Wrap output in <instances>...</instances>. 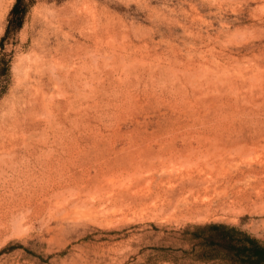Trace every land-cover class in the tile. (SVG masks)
<instances>
[{
	"label": "rangeland",
	"instance_id": "1",
	"mask_svg": "<svg viewBox=\"0 0 264 264\" xmlns=\"http://www.w3.org/2000/svg\"><path fill=\"white\" fill-rule=\"evenodd\" d=\"M16 1L0 264H234L213 223L264 245V0Z\"/></svg>",
	"mask_w": 264,
	"mask_h": 264
},
{
	"label": "trees",
	"instance_id": "2",
	"mask_svg": "<svg viewBox=\"0 0 264 264\" xmlns=\"http://www.w3.org/2000/svg\"><path fill=\"white\" fill-rule=\"evenodd\" d=\"M26 10L27 4L25 5L23 0H17L11 15L17 16L18 24L21 23ZM198 230V235L200 233L210 234L205 238L203 244L215 245L217 249L214 250H219L220 247L223 248L222 251H217L216 254L208 255V258H219L234 264H264V245L239 228L213 223Z\"/></svg>",
	"mask_w": 264,
	"mask_h": 264
}]
</instances>
